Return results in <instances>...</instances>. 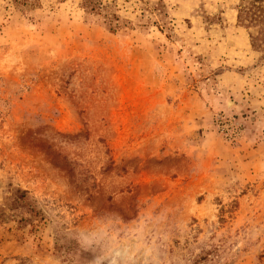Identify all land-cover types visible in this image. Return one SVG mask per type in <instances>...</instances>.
Wrapping results in <instances>:
<instances>
[{
  "label": "rangeland",
  "instance_id": "374dc122",
  "mask_svg": "<svg viewBox=\"0 0 264 264\" xmlns=\"http://www.w3.org/2000/svg\"><path fill=\"white\" fill-rule=\"evenodd\" d=\"M84 1L0 0V264H264L249 0Z\"/></svg>",
  "mask_w": 264,
  "mask_h": 264
},
{
  "label": "trees",
  "instance_id": "16d2710c",
  "mask_svg": "<svg viewBox=\"0 0 264 264\" xmlns=\"http://www.w3.org/2000/svg\"><path fill=\"white\" fill-rule=\"evenodd\" d=\"M25 0H23V3ZM92 0L84 1V7H88L90 11H99L100 8L96 4L91 3ZM244 16V18H242ZM112 18L109 22L110 29L114 30L117 28V23H115ZM238 21L245 22V26L249 29H254L253 32L250 31L251 44L259 51H264V7L262 5V0H249L244 5L239 6Z\"/></svg>",
  "mask_w": 264,
  "mask_h": 264
}]
</instances>
